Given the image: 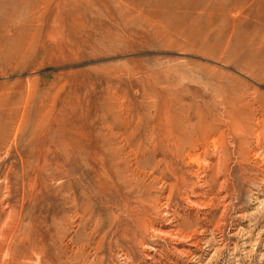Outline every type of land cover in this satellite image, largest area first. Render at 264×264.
<instances>
[{
  "label": "rangeland",
  "instance_id": "obj_1",
  "mask_svg": "<svg viewBox=\"0 0 264 264\" xmlns=\"http://www.w3.org/2000/svg\"><path fill=\"white\" fill-rule=\"evenodd\" d=\"M0 264H264V0H0Z\"/></svg>",
  "mask_w": 264,
  "mask_h": 264
}]
</instances>
